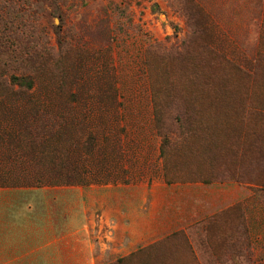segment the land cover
<instances>
[{"label": "rangeland", "instance_id": "obj_1", "mask_svg": "<svg viewBox=\"0 0 264 264\" xmlns=\"http://www.w3.org/2000/svg\"><path fill=\"white\" fill-rule=\"evenodd\" d=\"M215 9L198 0H0V188L110 191L118 205L122 183L158 186L134 230L144 242L105 264H264V12L253 28L224 29ZM70 89L78 101L59 93ZM156 120L169 136L165 160ZM89 132L90 185L52 184L66 169L52 156L69 147L77 156L71 137ZM166 185L175 197L163 196Z\"/></svg>", "mask_w": 264, "mask_h": 264}, {"label": "crops", "instance_id": "obj_2", "mask_svg": "<svg viewBox=\"0 0 264 264\" xmlns=\"http://www.w3.org/2000/svg\"><path fill=\"white\" fill-rule=\"evenodd\" d=\"M198 2L208 4L211 11L215 6L224 29L253 28L263 19L264 0ZM165 187L169 188L163 191L165 198L176 196L170 185ZM119 188L118 205L111 204L110 191L107 197L91 198L85 189L72 188L67 193L77 196L30 197L12 196L0 188V264H105L113 252L127 257L144 242L142 232L134 231L136 223L139 219L142 228L144 205L148 196L158 200L160 187L122 183ZM41 190L17 188V193ZM111 229L122 232L116 235ZM112 244L119 247L113 250Z\"/></svg>", "mask_w": 264, "mask_h": 264}, {"label": "trees", "instance_id": "obj_3", "mask_svg": "<svg viewBox=\"0 0 264 264\" xmlns=\"http://www.w3.org/2000/svg\"><path fill=\"white\" fill-rule=\"evenodd\" d=\"M28 89L30 90L32 88H28ZM59 93L62 96H65L66 97L65 99L68 100V102L79 100V96L77 95V92H74V91L72 92L71 89L68 92L61 90ZM108 97L111 101L116 100V96L112 94V92H110ZM151 100H153L152 96H151ZM159 111H161L159 107L153 106L154 119H158ZM155 122H156L157 134L161 137L160 157L165 160V147L169 143V136L168 134L162 131L163 128L159 125V123H157V120ZM81 137L85 139L82 141ZM81 137L80 138L71 137L73 146H77V151L79 152L77 156L76 155L71 156L72 150L70 152V147L69 149H67V151H60L62 153L61 156L59 154H56L57 156L55 155L52 156L53 163H56L58 160L59 163L66 165L65 166L66 169L64 170L57 169L55 170L54 173H52V176L55 178V181H52V184H55V185L63 184L66 186H83V187L90 185L92 180H90L91 178L89 177V172H88L85 162L88 159V157L92 155V152L94 151L95 137L91 132H89L87 136L82 134ZM81 142L83 145L81 144ZM55 152H58V151L56 150ZM163 175H164L163 177L165 178L166 183L171 184V180L168 179L166 164L164 167ZM30 187H34L37 189L41 188L40 185L30 186ZM128 258H132V255L129 256ZM119 261L120 259L117 262ZM124 261H127V260L125 258H122V262Z\"/></svg>", "mask_w": 264, "mask_h": 264}]
</instances>
